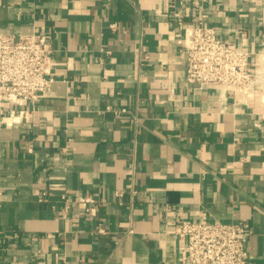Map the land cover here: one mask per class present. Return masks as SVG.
Listing matches in <instances>:
<instances>
[{
  "label": "crops",
  "instance_id": "obj_1",
  "mask_svg": "<svg viewBox=\"0 0 264 264\" xmlns=\"http://www.w3.org/2000/svg\"><path fill=\"white\" fill-rule=\"evenodd\" d=\"M200 20L264 53V0H0V33L53 48L49 95L0 124V264H180L177 218L247 222L264 264V89L186 81Z\"/></svg>",
  "mask_w": 264,
  "mask_h": 264
},
{
  "label": "built area",
  "instance_id": "obj_2",
  "mask_svg": "<svg viewBox=\"0 0 264 264\" xmlns=\"http://www.w3.org/2000/svg\"><path fill=\"white\" fill-rule=\"evenodd\" d=\"M110 26L113 28L115 24ZM174 37L183 47L188 83L197 88L222 86L232 94L235 104L246 102L257 90L264 89V53L255 55L257 63L252 64L249 52L218 38L215 28L202 20L175 33ZM52 51L49 34L0 33V124L19 123L26 118L24 106L28 101L49 95L53 82ZM2 101H7L12 108L3 110ZM115 195L121 196V192L115 191ZM92 202L90 196L77 198V203L94 215V208L89 206ZM167 225L184 243L180 264H249L246 242L251 229L245 221L177 218ZM97 232L104 233V230L98 227Z\"/></svg>",
  "mask_w": 264,
  "mask_h": 264
}]
</instances>
